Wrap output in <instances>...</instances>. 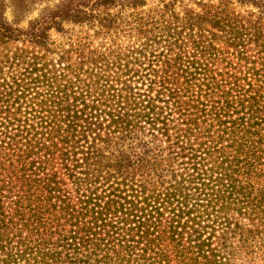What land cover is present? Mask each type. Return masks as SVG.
I'll list each match as a JSON object with an SVG mask.
<instances>
[{"label":"trees","instance_id":"trees-1","mask_svg":"<svg viewBox=\"0 0 264 264\" xmlns=\"http://www.w3.org/2000/svg\"><path fill=\"white\" fill-rule=\"evenodd\" d=\"M0 264H264V0H0Z\"/></svg>","mask_w":264,"mask_h":264}]
</instances>
